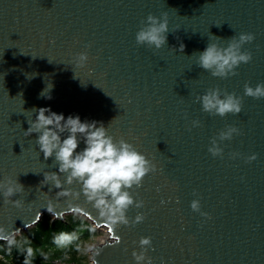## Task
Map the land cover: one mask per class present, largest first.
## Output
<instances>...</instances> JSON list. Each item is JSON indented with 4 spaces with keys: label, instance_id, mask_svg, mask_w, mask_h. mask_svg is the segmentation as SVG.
Instances as JSON below:
<instances>
[{
    "label": "water",
    "instance_id": "95a60500",
    "mask_svg": "<svg viewBox=\"0 0 264 264\" xmlns=\"http://www.w3.org/2000/svg\"><path fill=\"white\" fill-rule=\"evenodd\" d=\"M150 13H167L160 49L135 39ZM240 32L255 39L242 46L252 59L235 75L216 77L197 65L194 52L208 42L226 46ZM80 52L86 63L76 60ZM246 82H264V0H0V179L24 185L12 197L22 207L0 196V240L45 214L78 215L105 230L97 264H136L132 251L141 236L152 238V264H264V98L244 95ZM51 84V98L41 96ZM210 88L241 96L242 111H203L196 97ZM45 106L102 121L109 135L157 165L130 190L144 205L130 206L127 215L142 212V222L112 227L82 193L73 195L79 184H65V194L42 183L58 165L39 152L37 134L25 131L33 108ZM226 125L240 133L222 141L223 156L214 157L208 146ZM233 152L240 155L233 159ZM252 153L257 158L247 161ZM193 199L209 216L191 209Z\"/></svg>",
    "mask_w": 264,
    "mask_h": 264
},
{
    "label": "clouds",
    "instance_id": "9594fccd",
    "mask_svg": "<svg viewBox=\"0 0 264 264\" xmlns=\"http://www.w3.org/2000/svg\"><path fill=\"white\" fill-rule=\"evenodd\" d=\"M142 24L143 26L136 32L137 44L160 49L167 43L169 31L167 13H164L162 17L150 13ZM254 39V33L240 32L238 37L234 35L228 39L226 46L217 42H208L203 50L194 52L198 53L197 65L216 77L226 78L235 75L241 63H248L252 59V53L242 50V46ZM183 48L184 45L181 44L180 49L183 50ZM87 59V53L80 52L76 60L79 63H86ZM52 87V84L47 85L40 95L50 99ZM244 95L257 99L264 98V82H258L255 87L246 82ZM196 99L201 103L202 110L210 115L223 117L228 113L238 114L243 108L241 96L226 90L222 92L219 88H210L203 94H198ZM33 109L36 115L34 119L28 121L30 126L25 131V136L36 133L35 140L39 152L43 153L45 159L54 157L58 165V171L44 172L42 183L51 182L54 187L60 191L63 190L65 194L68 191L64 187L65 184H79V190H73V195L78 198L82 193L85 199L98 210L99 215L112 227L135 225L142 222L145 219L142 212H138L132 219L127 215L130 206L135 205L139 209L144 205V201L135 198L130 190L133 186H141L145 175L156 171L157 165L146 158V155L132 143L124 138L116 140L109 135L108 128L102 121L87 118L82 120L79 114L65 116L63 112L53 111L50 106ZM199 125V120L192 121L193 127ZM239 133L240 129L237 126L226 125L211 138L208 151L214 157H222L224 148L221 142L231 140L234 134ZM80 145L83 146L80 147ZM231 155L235 159L240 153L233 152ZM256 158L257 154L252 153L246 157V160L252 161ZM23 191L24 185L19 182L18 178L13 179L7 176L0 179V196L4 198V203L22 207L21 200L12 199V197ZM161 203L164 201L162 200ZM190 207L193 211L199 212L201 216H209V213L201 211L199 199H193ZM91 230L95 231L94 228ZM75 239H77L75 233L60 232L54 237V242L64 247ZM119 242L120 237H117L114 244ZM9 243H14V240L10 239ZM138 243L139 251L136 249L132 251L136 264H152V257L147 255L152 238L141 236ZM102 249L96 244H88L84 246L83 251L91 253L93 255L92 264H97L95 257ZM34 255L33 249L27 248L24 264H31Z\"/></svg>",
    "mask_w": 264,
    "mask_h": 264
},
{
    "label": "trees",
    "instance_id": "16d2710c",
    "mask_svg": "<svg viewBox=\"0 0 264 264\" xmlns=\"http://www.w3.org/2000/svg\"><path fill=\"white\" fill-rule=\"evenodd\" d=\"M87 220L78 215H68L65 220H52L48 214L33 227L22 231L11 238L14 243L0 240V264H24L27 248L35 253L31 264H50L55 258L81 245L88 238L94 237L97 230ZM60 232L75 233L77 239L71 244L61 247L54 242V237ZM72 261V260H69Z\"/></svg>",
    "mask_w": 264,
    "mask_h": 264
},
{
    "label": "rangeland",
    "instance_id": "374dc122",
    "mask_svg": "<svg viewBox=\"0 0 264 264\" xmlns=\"http://www.w3.org/2000/svg\"><path fill=\"white\" fill-rule=\"evenodd\" d=\"M95 229L97 230V232H96L97 234L94 237L88 238L81 245H76V247L74 248L75 251L70 249V251L66 252L63 255V260H65L67 263L70 262V264L72 261H77V263L89 264V253H85L83 251L84 246L88 245V244L99 243L105 237L104 236V231H105L104 229L97 228V227H95ZM69 260H72V261H69Z\"/></svg>",
    "mask_w": 264,
    "mask_h": 264
},
{
    "label": "built area",
    "instance_id": "2783aa9c",
    "mask_svg": "<svg viewBox=\"0 0 264 264\" xmlns=\"http://www.w3.org/2000/svg\"><path fill=\"white\" fill-rule=\"evenodd\" d=\"M95 228V227H94ZM50 264H70V262H66L65 260L60 259V258H55L53 259ZM71 264H85V263H77V261H72ZM89 264H91L90 260H89Z\"/></svg>",
    "mask_w": 264,
    "mask_h": 264
},
{
    "label": "snow or ice",
    "instance_id": "6c2138e0",
    "mask_svg": "<svg viewBox=\"0 0 264 264\" xmlns=\"http://www.w3.org/2000/svg\"><path fill=\"white\" fill-rule=\"evenodd\" d=\"M117 237H118V236H117ZM117 237H115L114 240L117 239Z\"/></svg>",
    "mask_w": 264,
    "mask_h": 264
}]
</instances>
